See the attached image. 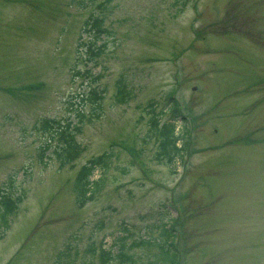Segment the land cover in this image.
<instances>
[{"label":"rangeland","instance_id":"374dc122","mask_svg":"<svg viewBox=\"0 0 264 264\" xmlns=\"http://www.w3.org/2000/svg\"><path fill=\"white\" fill-rule=\"evenodd\" d=\"M100 1L0 0V196L21 198L0 264H99L89 244L124 228L162 244L170 224L176 255L138 249V264H264V0H112L91 81L80 44ZM94 87L103 98L84 99ZM173 108L185 149L168 161L151 118ZM46 118L77 126L72 163ZM106 151L104 187L81 205L79 169Z\"/></svg>","mask_w":264,"mask_h":264},{"label":"trees","instance_id":"16d2710c","mask_svg":"<svg viewBox=\"0 0 264 264\" xmlns=\"http://www.w3.org/2000/svg\"><path fill=\"white\" fill-rule=\"evenodd\" d=\"M112 0H102L97 5V11H94L85 20L83 33L89 36V41L86 46V61H90L91 65L88 74H90L91 81L96 80L92 77L94 66L98 64V58L102 55L104 50L108 47L110 38H113V30L106 25L107 11ZM98 12V13H97ZM92 62V64H91ZM87 69V70H88ZM98 77V76H97ZM118 97L123 101H127L133 95L130 91L127 82L119 80ZM94 90L88 93L84 99H97L103 98L105 90L93 88ZM153 113L156 112L155 105H153ZM174 112L172 118L162 120V114H155L151 118L150 138H153L157 146V155L160 159L173 161L178 157L184 155L185 147L178 144L180 135L177 134L176 124L174 120L179 116L177 108H173ZM57 125H54V123ZM41 128H52V136H58L59 139L65 140V143L60 148L55 149L56 154L64 163H72L83 151L84 148L79 142L76 141L75 124L69 123L63 125L60 121L44 119L38 125ZM149 140V139H148ZM45 150V149H44ZM47 151V149H46ZM45 151V152H46ZM44 156V152L41 153ZM113 151H106L102 154L91 157L79 169L75 190L76 198L81 205L86 204L88 201L93 200L103 189L106 180V171L110 169L113 162ZM100 170L101 174L98 179H92V175L96 170ZM15 200L10 193L3 192L0 196V238L9 229L12 221V215L16 210L20 201ZM123 235L117 236L113 243L109 246H95L94 243L89 244L85 252L90 255L97 254L99 264H138L142 260V255L148 253L153 247L160 248L165 254H175V244L173 239L174 227L170 224V228L165 226L164 234L166 241L162 244L159 240L153 237H146L140 239H132L128 228H124ZM138 249L144 250V253L138 252ZM97 252V253H96ZM176 255V254H175ZM176 256H173L175 258ZM169 258V257H166ZM170 259V258H169ZM151 264H156V259ZM160 263H163L160 262ZM157 261V264H160ZM82 264H95V261L85 259Z\"/></svg>","mask_w":264,"mask_h":264}]
</instances>
